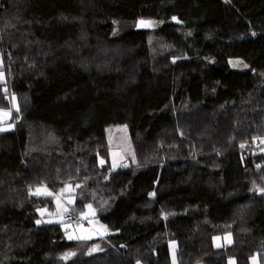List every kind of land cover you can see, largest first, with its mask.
<instances>
[{
	"label": "trees",
	"instance_id": "1",
	"mask_svg": "<svg viewBox=\"0 0 264 264\" xmlns=\"http://www.w3.org/2000/svg\"><path fill=\"white\" fill-rule=\"evenodd\" d=\"M0 57V264H264V0H0ZM38 185L111 233L38 223Z\"/></svg>",
	"mask_w": 264,
	"mask_h": 264
},
{
	"label": "rangeland",
	"instance_id": "2",
	"mask_svg": "<svg viewBox=\"0 0 264 264\" xmlns=\"http://www.w3.org/2000/svg\"><path fill=\"white\" fill-rule=\"evenodd\" d=\"M158 24L159 21L151 19H144L140 22L142 28L156 29ZM230 63L236 69H244L246 67V64L240 59H231ZM2 65L3 62L0 57V68ZM15 99L14 97V106H16ZM9 111L10 110L6 109L0 110V133L15 129V122L11 120V111ZM107 137L110 145L112 168L120 169L130 167L135 162V151L128 126L126 124H117L109 127ZM259 152L264 153V147L260 148ZM30 194L36 196H52V206L46 205L38 209L40 214L38 221L41 224L61 222L66 237L69 239L85 240L111 233L109 227L98 218L96 209L91 204L86 207L82 214L86 222L80 221L78 223H71L63 221V216L69 205H72L75 201L73 188L70 185H66L58 191H52L45 185H38L31 189ZM232 241L233 235L231 233L214 236V245L216 247H223L232 243ZM169 245L172 264H178L176 257V240H171ZM228 264H237L235 256H230L228 258ZM251 264H261L258 253L251 257Z\"/></svg>",
	"mask_w": 264,
	"mask_h": 264
},
{
	"label": "built area",
	"instance_id": "3",
	"mask_svg": "<svg viewBox=\"0 0 264 264\" xmlns=\"http://www.w3.org/2000/svg\"><path fill=\"white\" fill-rule=\"evenodd\" d=\"M264 145V138H260L256 143L255 146L257 148H260ZM64 222H71V223H77L79 221H84L83 215L73 209L72 207L68 208L63 216Z\"/></svg>",
	"mask_w": 264,
	"mask_h": 264
},
{
	"label": "crops",
	"instance_id": "4",
	"mask_svg": "<svg viewBox=\"0 0 264 264\" xmlns=\"http://www.w3.org/2000/svg\"><path fill=\"white\" fill-rule=\"evenodd\" d=\"M4 81H5V75H4L3 72L0 71V82L2 83V82H4ZM68 208H70V205H69Z\"/></svg>",
	"mask_w": 264,
	"mask_h": 264
},
{
	"label": "snow or ice",
	"instance_id": "5",
	"mask_svg": "<svg viewBox=\"0 0 264 264\" xmlns=\"http://www.w3.org/2000/svg\"><path fill=\"white\" fill-rule=\"evenodd\" d=\"M38 223H39V221H38Z\"/></svg>",
	"mask_w": 264,
	"mask_h": 264
}]
</instances>
